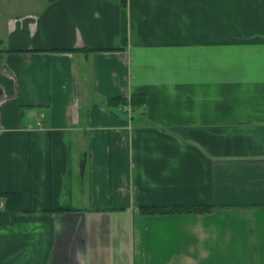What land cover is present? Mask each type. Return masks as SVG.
I'll use <instances>...</instances> for the list:
<instances>
[{"label": "crops", "instance_id": "1", "mask_svg": "<svg viewBox=\"0 0 264 264\" xmlns=\"http://www.w3.org/2000/svg\"><path fill=\"white\" fill-rule=\"evenodd\" d=\"M0 198V264H264V0H0Z\"/></svg>", "mask_w": 264, "mask_h": 264}, {"label": "trees", "instance_id": "2", "mask_svg": "<svg viewBox=\"0 0 264 264\" xmlns=\"http://www.w3.org/2000/svg\"><path fill=\"white\" fill-rule=\"evenodd\" d=\"M144 100L143 96H131L130 103L135 105ZM107 101L122 102L124 99L119 97L111 98ZM211 210V206H141L140 211L144 214H170V213H196L207 212Z\"/></svg>", "mask_w": 264, "mask_h": 264}, {"label": "built area", "instance_id": "3", "mask_svg": "<svg viewBox=\"0 0 264 264\" xmlns=\"http://www.w3.org/2000/svg\"><path fill=\"white\" fill-rule=\"evenodd\" d=\"M2 206H3V201L0 198V209L2 208Z\"/></svg>", "mask_w": 264, "mask_h": 264}]
</instances>
